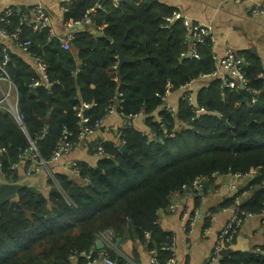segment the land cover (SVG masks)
<instances>
[{"label": "trees", "instance_id": "1", "mask_svg": "<svg viewBox=\"0 0 264 264\" xmlns=\"http://www.w3.org/2000/svg\"><path fill=\"white\" fill-rule=\"evenodd\" d=\"M65 7L63 23L91 20L84 30L75 29L69 50L49 32L26 29L23 35L32 42L30 51L47 64L50 88L34 87L37 71L19 52L10 51L7 71L18 92L23 129L0 110L3 178L20 180V167L12 166L30 164L32 145L46 164L66 134L77 145L83 104L93 106L83 113L92 124L104 120L112 105L124 118L144 116L162 143L125 127L119 142L124 141L126 151L101 143L106 158L96 168L77 163L74 179L54 174L44 190L24 189L19 202L0 207V264H86L80 255L92 248L101 261L104 249L96 243L108 231L116 240H138L156 264H170L174 236L159 225V215L197 179L209 186L216 177L249 176L243 190L219 208H233L241 198L240 211L264 215V81L258 78L264 61L253 51L236 52L249 87L260 91L256 105L242 87L223 89L220 79H212L195 98L204 114L192 121L193 108L181 100L173 117L163 111L162 98L215 71L214 44L199 45V59L187 58L186 29L181 21L166 27L165 19L176 10L158 0H123L119 7L110 1L71 0ZM93 8L96 12L89 14ZM18 25L13 18L0 28L10 31ZM123 41L127 61L119 68L113 44ZM206 193L204 187L201 196L193 195L195 209ZM105 250L116 264H127L117 249ZM218 264H264V247L219 258Z\"/></svg>", "mask_w": 264, "mask_h": 264}, {"label": "crops", "instance_id": "2", "mask_svg": "<svg viewBox=\"0 0 264 264\" xmlns=\"http://www.w3.org/2000/svg\"><path fill=\"white\" fill-rule=\"evenodd\" d=\"M161 4L174 8L182 13L190 21L207 25L214 37L213 52L223 55L227 50L235 52L253 51L264 61V16L254 17L251 9L264 0H248L237 4L231 0H158ZM61 0H0V13L10 7L28 8L37 4L45 6L51 14L52 29L58 36H67L72 29L63 25V17L59 4ZM97 33V32H96ZM224 75L226 71H222ZM216 78H221L219 74ZM216 78H200L192 83L195 98L198 93L208 86L209 81ZM182 91L170 93L166 98V104L173 107L177 112L181 103ZM125 127H132L151 139L157 137L146 122V117L137 116L127 119L119 114H111L104 119L103 124L86 139L79 141L74 150L65 155L58 162H51L42 167L40 174L42 184L39 189L45 188L48 176L64 174L74 179L76 176L71 171L73 163H84L90 168H96L98 158L94 147L101 143L119 144L120 134ZM158 138V137H157ZM158 140L162 141L161 138ZM18 173L25 177V166L20 165ZM46 172V174H45ZM0 177H3L0 170ZM249 181L239 182V190ZM232 181L230 177H216L211 185L206 186V195L202 199L198 209H195L192 191L184 194L176 193L174 199L178 203L176 212L163 211L159 215V225L167 233L175 237V253L180 264H204L212 252L218 235L232 216L231 208L220 210L219 206L233 198L230 190ZM192 215L197 213V218L190 233L183 230L181 214ZM195 215V214H194ZM209 215L214 216L210 221ZM206 224L209 227L206 228ZM246 240L250 251L264 247V226L260 217L252 218L244 222L237 237ZM118 253L127 264H154L152 256L145 247L136 239L126 240L120 243ZM117 262V260H116ZM74 264L76 262L74 261ZM218 264V260L214 263Z\"/></svg>", "mask_w": 264, "mask_h": 264}, {"label": "built area", "instance_id": "3", "mask_svg": "<svg viewBox=\"0 0 264 264\" xmlns=\"http://www.w3.org/2000/svg\"><path fill=\"white\" fill-rule=\"evenodd\" d=\"M71 0H61L59 4L60 12L62 17L68 12V9L65 7V4L69 3ZM101 1H110L115 7H119L123 0H99ZM237 4L244 3L248 0H231ZM100 8V4L96 6ZM96 12V8L91 9L88 13L93 14ZM251 14L254 17L264 16V1L257 3L252 9ZM16 18L18 20L19 25L15 28H12L10 31L6 28H0V110L7 112L9 115L14 117L18 124L23 129V117L20 114L19 109V96L16 89V86L10 75L7 71V67L9 65L10 59V51L14 50L21 54V56L28 62V64L37 71L39 79L34 84V87H51L49 82V78L47 75L48 66L44 62L43 59L36 56L30 51V46L32 42L29 39H24V30H29L33 34H42L45 32L50 33V37H55L57 41H59L62 47L65 50H69V42H72L74 38L75 29L79 25H89L91 23L90 18L86 17L81 22H70L63 23L65 27L68 29H72L71 33L67 36H58L52 29V18L50 11L43 5L37 4L28 8H6L0 13V23L1 24H11L12 19ZM166 27L173 25L177 21H181L186 29V38L189 42V52L187 54V58L199 59V55L197 53V48L199 45L204 44L208 40L214 44L215 40L212 35L210 28L207 25L202 23H195L190 21L187 17H185L182 13L175 11L172 16L165 19ZM64 22V20H63ZM185 54H183L184 56ZM213 61L215 62V71L209 75H203L201 78H216L219 74H221L222 88L229 90H236L239 87H242L247 92H249L253 97L251 100V105H256L260 99V91L253 90L249 87L248 81L245 78L243 73L242 61L237 53L229 49L223 55H217L214 53ZM264 69V66H263ZM222 71H226L227 73L224 75ZM258 78L264 81V70L258 75ZM218 79V78H216ZM182 96L181 100L184 101L188 106L193 108L194 118L192 121H195L196 118L200 117L205 113L204 109H199L196 105V100L194 96V91L192 89V83H189L181 88ZM164 101V105L162 107L163 111L171 114V116L176 115V111L173 107L166 104V96L162 98ZM93 106L83 104L81 109L79 110L78 117L80 118L81 131L78 135V141H82L86 139L88 136L92 135L102 124L104 120H98L94 124L90 123V119L83 115L85 110L91 109ZM161 109V110H162ZM111 114H119L116 106L112 105L108 107L107 114L105 118H107ZM120 115V114H119ZM122 116V115H120ZM123 117V116H122ZM137 116H134L135 118ZM132 119V118H127ZM157 121L160 122V118H157ZM76 144L72 141H68V134L60 141L51 156L50 162H58L65 155H68L71 151L74 150ZM124 146V141L116 144L117 150L121 153L122 147ZM30 156V164H28L25 168V175L31 176L37 172L42 170V167L47 164L38 159L37 148L35 145H32ZM95 155L98 158V161L106 158L105 150L102 144H98L94 149ZM19 167V164L13 165L12 170H15ZM72 173L77 177L79 175V171L77 169V163H73L71 165ZM230 177L232 184L230 185V190L233 192V197L240 191L239 190V182L248 181L249 176L233 174L228 175ZM206 185L205 179H197L193 182L190 191H194L193 195L201 196L202 191ZM189 189V188H187ZM248 193H244V197H247ZM241 198H236V204L233 208H231L232 216L227 222V224L222 229L221 233L218 235L217 242L208 256L206 262L204 264H214L217 260H219V250L221 249L222 243L226 246H229L234 243L236 240V236L238 235L239 230L241 229L244 222L249 219L260 217L261 224L264 226V215L255 216L250 213H245L240 211L237 207L240 204ZM177 201L173 199L171 201L170 206L168 207L169 212H176L178 209ZM195 214V215H194ZM193 215H188L187 213L181 214V221L183 225V230L186 234L190 233L192 230V226L197 218V213ZM210 221H214V216L209 215ZM98 241H101L104 245V252L101 254V257L104 256V259L98 261V258L95 257V249L92 248L89 252L81 253V257L85 259L86 264H116L114 260L110 257L109 253L105 249H117L116 247V237L113 232L108 231L102 235ZM174 252V259L170 264H180L178 257L175 253V237L174 244L171 248ZM75 260V259H74ZM152 262L156 264V260L152 257Z\"/></svg>", "mask_w": 264, "mask_h": 264}, {"label": "water", "instance_id": "4", "mask_svg": "<svg viewBox=\"0 0 264 264\" xmlns=\"http://www.w3.org/2000/svg\"><path fill=\"white\" fill-rule=\"evenodd\" d=\"M78 30H84V25H79L77 27ZM74 32V31H73ZM92 33H96L95 30L91 29ZM124 43H118L113 44V46L117 49L118 55H119V68L121 65L127 61L126 58H124L121 50V46ZM73 43L69 42V47H72ZM49 110L52 111V96L50 95V101H49ZM163 130L165 133H167L166 127L163 126ZM154 141H157L158 144H161L162 141L158 140L157 137H154ZM122 151H126V147H122ZM28 153H31V149L28 151ZM99 171V169H97ZM42 184V176L40 174H34L31 176H25L21 177L18 182H9L3 177H0V207L7 203H14L19 202V195L24 189L28 188H38ZM206 188V185H205ZM187 191H190V189H187ZM247 241L244 240L241 236L236 238V241L226 246L224 243H222L221 249L219 250V256L220 258H226L232 255H235L239 252H249ZM121 239L116 240V247L118 248L120 246ZM96 246L99 250H102L104 248V245L101 241H97ZM101 259H104V256L101 257Z\"/></svg>", "mask_w": 264, "mask_h": 264}, {"label": "rangeland", "instance_id": "5", "mask_svg": "<svg viewBox=\"0 0 264 264\" xmlns=\"http://www.w3.org/2000/svg\"><path fill=\"white\" fill-rule=\"evenodd\" d=\"M44 167L46 168V166H44ZM46 169H47V168H46ZM47 170H48V169H47ZM45 174H46V172H45ZM48 178H52V176H50V177L48 176Z\"/></svg>", "mask_w": 264, "mask_h": 264}]
</instances>
